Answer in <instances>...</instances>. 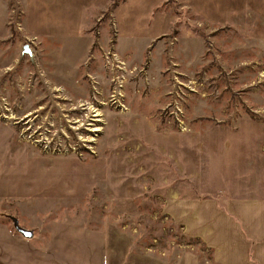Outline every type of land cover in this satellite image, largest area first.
Instances as JSON below:
<instances>
[{
    "label": "rangeland",
    "instance_id": "rangeland-1",
    "mask_svg": "<svg viewBox=\"0 0 264 264\" xmlns=\"http://www.w3.org/2000/svg\"><path fill=\"white\" fill-rule=\"evenodd\" d=\"M121 1L70 30L45 6L39 25L65 33L52 43L22 0H0V225L30 264H96L80 236L52 244L64 227L102 238L100 264H215L171 214L264 202V0L229 14L169 0L175 24L150 45L119 26Z\"/></svg>",
    "mask_w": 264,
    "mask_h": 264
},
{
    "label": "crops",
    "instance_id": "crops-1",
    "mask_svg": "<svg viewBox=\"0 0 264 264\" xmlns=\"http://www.w3.org/2000/svg\"><path fill=\"white\" fill-rule=\"evenodd\" d=\"M168 1L122 0L120 3H116L117 12L114 14L116 16L117 13L119 26L122 24V28L137 29L139 35L141 31L144 34H154L147 42L150 45L154 39L168 35L175 24L173 16L167 12V9H170L166 7ZM110 2L113 0H52L51 5L48 0H26L27 5L32 3V10L28 18L25 0H22L27 17L26 26L33 27L35 36L47 40V42H57L65 33L61 32L60 23L56 24L54 31L39 25L38 22L45 18V6L55 20H59L60 16L65 15L68 23L66 27L64 25V28L70 30L71 27L75 28L74 21H81L84 16L83 12L103 8ZM251 4V0H240V2L214 0L212 6L222 14H229L239 12L244 5L251 8ZM121 7L128 12L125 19L119 17ZM213 9L215 10V8ZM71 19L73 24L70 23ZM92 24L93 20L88 28L92 27ZM88 28L84 29L81 35L84 39L88 37L87 35L84 37V31ZM57 29L59 31H55ZM171 215L173 220L183 227L185 236L202 241L205 247L211 250L212 260L215 264H264V202H232L227 211L217 207L213 201H198L191 205L181 203L177 204L176 210ZM60 230H62V234L52 237L53 245L72 248L75 244L71 241L80 236L82 240H85L84 244L93 247L92 250L95 253L98 252L95 261L96 264H100L101 237L93 233H89V235L84 230L78 234L73 227L57 228V231ZM0 237L4 238L3 264H30L25 248L28 244L27 240L15 236L5 225H0ZM188 264H196V262Z\"/></svg>",
    "mask_w": 264,
    "mask_h": 264
},
{
    "label": "water",
    "instance_id": "water-1",
    "mask_svg": "<svg viewBox=\"0 0 264 264\" xmlns=\"http://www.w3.org/2000/svg\"><path fill=\"white\" fill-rule=\"evenodd\" d=\"M15 225L18 226V222H16ZM18 230L24 236V238L30 239L33 237V233L30 231L19 229V228H18Z\"/></svg>",
    "mask_w": 264,
    "mask_h": 264
}]
</instances>
